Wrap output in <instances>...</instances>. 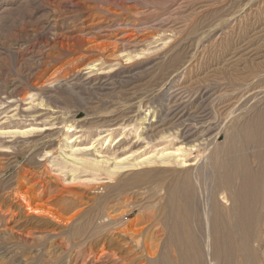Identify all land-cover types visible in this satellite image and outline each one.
<instances>
[{"label": "rangeland", "instance_id": "obj_1", "mask_svg": "<svg viewBox=\"0 0 264 264\" xmlns=\"http://www.w3.org/2000/svg\"><path fill=\"white\" fill-rule=\"evenodd\" d=\"M263 117L264 0H0V264H146L170 175Z\"/></svg>", "mask_w": 264, "mask_h": 264}, {"label": "bare ground", "instance_id": "obj_2", "mask_svg": "<svg viewBox=\"0 0 264 264\" xmlns=\"http://www.w3.org/2000/svg\"><path fill=\"white\" fill-rule=\"evenodd\" d=\"M257 120L251 123L249 121L236 130V140L233 138L229 154L221 160L216 158L215 163L206 169L196 167V162L183 161L181 167L179 166L183 170L179 168L178 173L173 172L170 175L169 186L167 184L166 189L160 190L162 199L159 200L161 204L155 208L156 215L149 213L155 216V223L157 221L160 224L159 231H163L164 237L160 238L162 240L158 245L155 243L156 246H152L154 250L152 253L150 250L146 264L261 263L262 258L257 253V246L263 244L264 238V117ZM218 136V133L215 134L210 141L216 142ZM192 147L194 146L190 148ZM253 151L252 155L250 152ZM175 153L177 152L172 151L165 155L178 156ZM165 155L162 154L159 160H145L135 166L147 163H157L163 167L172 165L169 163L171 156ZM251 156L259 162V169L249 164L248 159ZM237 161L242 162L241 169ZM115 166L114 169L121 168L119 165ZM147 217L151 218L146 214L137 219L148 220ZM120 232L119 235L129 243L132 242L135 249L139 248V236L137 242V237L135 240L131 237L133 232L132 235L131 232ZM141 233L142 231L139 234ZM148 242L145 244L148 245ZM122 243L124 244V239ZM151 244L154 245L153 242ZM139 256L144 257L140 252Z\"/></svg>", "mask_w": 264, "mask_h": 264}]
</instances>
